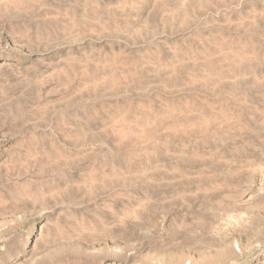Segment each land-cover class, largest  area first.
Here are the masks:
<instances>
[{"label":"rangeland","instance_id":"rangeland-1","mask_svg":"<svg viewBox=\"0 0 264 264\" xmlns=\"http://www.w3.org/2000/svg\"><path fill=\"white\" fill-rule=\"evenodd\" d=\"M0 264H264V0H0Z\"/></svg>","mask_w":264,"mask_h":264}]
</instances>
